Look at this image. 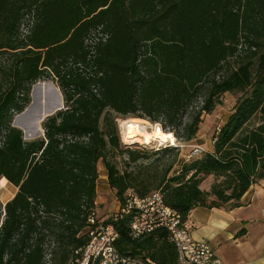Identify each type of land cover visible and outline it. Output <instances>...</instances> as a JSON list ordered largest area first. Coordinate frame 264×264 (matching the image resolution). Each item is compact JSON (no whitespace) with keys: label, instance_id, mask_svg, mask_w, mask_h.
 I'll list each match as a JSON object with an SVG mask.
<instances>
[{"label":"trees","instance_id":"16d2710c","mask_svg":"<svg viewBox=\"0 0 264 264\" xmlns=\"http://www.w3.org/2000/svg\"><path fill=\"white\" fill-rule=\"evenodd\" d=\"M2 54L11 59L0 66V181L17 192L0 202V264H45L47 244L51 264L70 263L88 242L99 164L119 204L128 191H158L183 220L198 207H240L264 179V0H0ZM46 80L63 109L26 141L12 121ZM225 94L238 97L212 153L166 164L179 148L120 143L116 120L133 117L182 128L170 133L191 145ZM129 222H113L119 253L177 264L164 229L132 238Z\"/></svg>","mask_w":264,"mask_h":264},{"label":"built area","instance_id":"2783aa9c","mask_svg":"<svg viewBox=\"0 0 264 264\" xmlns=\"http://www.w3.org/2000/svg\"><path fill=\"white\" fill-rule=\"evenodd\" d=\"M172 146L180 149L184 145L175 140ZM191 148V152L185 157L187 160L204 152L199 146ZM262 213L264 215V209ZM122 217H130L129 230L132 238L164 229L175 247L177 264H220L210 245L205 241L193 239L192 225L168 207L158 191L143 198L128 191L117 211L105 220H98L95 211L90 213L86 229L88 242L84 247L74 251L69 264H157L148 258L132 257L116 250L118 233L113 222Z\"/></svg>","mask_w":264,"mask_h":264},{"label":"crops","instance_id":"0c3cea01","mask_svg":"<svg viewBox=\"0 0 264 264\" xmlns=\"http://www.w3.org/2000/svg\"><path fill=\"white\" fill-rule=\"evenodd\" d=\"M191 144L201 147L204 152H213L212 137L207 141L197 135ZM1 181L5 182L1 185L2 190L8 188L10 184L5 179ZM212 181L211 176L207 177L201 184L202 188L207 183L202 190L208 191ZM10 186L12 191L7 201L17 192ZM241 203L240 207L231 210L204 207L191 210L187 217L192 225L191 235L195 240L207 242L220 264H264V179L251 187Z\"/></svg>","mask_w":264,"mask_h":264},{"label":"rangeland","instance_id":"374dc122","mask_svg":"<svg viewBox=\"0 0 264 264\" xmlns=\"http://www.w3.org/2000/svg\"><path fill=\"white\" fill-rule=\"evenodd\" d=\"M27 32H28L27 21H24V23L21 26L20 33L24 36L27 34ZM90 41L91 40L89 39V43H90ZM10 59L11 58H10L9 54L0 55V66H7L8 63L10 62ZM37 83H50L59 92L58 88L56 87L55 81H49V80L47 81L46 80V81H39ZM46 93L49 95H52V93L50 91L44 93V95H45L43 97L44 98V104H45V99H46ZM59 94H60V92L57 93V96H59ZM60 96H61V94H60ZM60 96H59V98L61 100L62 97H60ZM237 97H238V94H225V95H223L222 97H220L219 104H217L215 106L212 113H210L208 115H205V114L202 115V121L199 125L198 137L203 136V137H205V140L209 141V139L216 132V129L218 128L220 123L229 115L230 111L232 110V108L236 102ZM200 102H201V100L197 101V103L193 105L192 109L189 110V112H188L189 115H186L183 118V125L190 121V118H189L190 115L192 114L194 109L200 105ZM52 103H54V102L52 101ZM62 105H63V100H62ZM125 120H133L134 122H136L138 124L141 123V125H143L147 128L151 127L152 125H153V127H156V125H157L161 129V127H160V124H161V126H163V128H164V132L170 133L172 131L173 134H175L177 136V138H179V136H181V134H182V128L173 129L172 127L168 126L165 122H163V120H159L160 124H158V123H151L148 120L139 119V118H133V117L122 118V117H119L116 120V126H117V130H118L120 143L122 145H126L128 148L144 149L146 151L153 152V151H157L158 149H163L165 147H169L170 144L166 143L164 145H160L159 143H156V142H152L149 145H144L142 142H140V143L136 142L133 144H128L127 142H125L123 140L122 134H121L122 131L120 129V122L125 121ZM42 135H43V130H42V134L35 137V138H40V137H42ZM23 137H24V134H23ZM24 140H26V141L33 140V138L24 137ZM174 140H175V137H174ZM179 142L184 146L179 149V152L170 150V151L166 152V154L164 156L162 155L164 163L168 164L173 160L176 162V161H179L180 159H184L186 157V155L191 152L192 144L187 145L183 141H179ZM170 147L173 148L172 145ZM118 167L120 169L123 168L122 160H120L119 158H118ZM176 168H177V166H175L174 169H176ZM206 184H207L206 182L203 184L202 189H204ZM11 191H12V189H11L10 185H8V188L0 190V202L2 203V205H4L5 202L7 201L8 197L11 196V195H9ZM118 205H119V202L116 200L114 192L109 188V186L106 182V176H105V171L103 169V166L101 164H99L98 165V179H97V183H96L95 209H94L98 220L108 219L111 215H113L117 211ZM1 219H2V217H1ZM0 224H1V222H0ZM49 245L50 244H47L45 264H51L52 263L51 255H50V250L52 249V247H51V245L50 246Z\"/></svg>","mask_w":264,"mask_h":264},{"label":"water","instance_id":"95a60500","mask_svg":"<svg viewBox=\"0 0 264 264\" xmlns=\"http://www.w3.org/2000/svg\"><path fill=\"white\" fill-rule=\"evenodd\" d=\"M53 89L55 88L50 83H37L32 86L30 91L31 100L29 105L25 108V110L22 113L18 114L12 122V126L20 129L24 134V137L36 139L35 137L42 134L41 127H40V131H38L39 124H41L47 117L63 109L62 99L58 102V104L55 102V91H53ZM48 91L52 93L54 98V103L51 104L50 106H46L43 100L44 93ZM57 93L59 92L57 91ZM26 119H28L29 120L28 122L31 123V126H29L30 128H28L31 132H33L31 133L33 134L31 135V137H29L26 134L25 131L28 130L25 128V126L23 124H19V121L23 122L24 124L27 123L25 122ZM33 124H36L37 132L33 131ZM22 128L24 130H22Z\"/></svg>","mask_w":264,"mask_h":264},{"label":"bare ground","instance_id":"6f19581e","mask_svg":"<svg viewBox=\"0 0 264 264\" xmlns=\"http://www.w3.org/2000/svg\"><path fill=\"white\" fill-rule=\"evenodd\" d=\"M53 91H55V102L58 104V102L60 101V98L59 96H57V90L53 89ZM52 101L54 102L53 96L46 93L45 105L50 106ZM28 121L29 120L26 119L25 122L27 123L25 124L19 121V124H23L25 126V128L28 130V131H25L26 134L29 137H31V135H33L31 133L33 132H31L28 129L30 128L29 126H31V123H29ZM120 129L122 131L121 134H122L123 140L127 142L128 144L142 142L144 145H149L152 142H156V143H159L160 145H164L166 143L173 145L175 142L174 137L171 133L162 131L157 125L156 127H153L152 125L151 127L147 128L141 125V123L138 124L134 122L133 120H125V121L120 122ZM33 131L37 132L36 124H33ZM38 131H40V124H39ZM4 184L5 182L0 181V189H2L1 185H4Z\"/></svg>","mask_w":264,"mask_h":264}]
</instances>
